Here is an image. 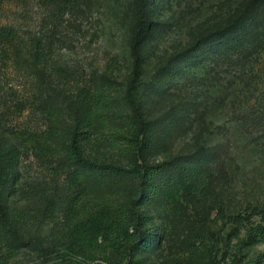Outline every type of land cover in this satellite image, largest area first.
<instances>
[{"label": "rangeland", "instance_id": "rangeland-1", "mask_svg": "<svg viewBox=\"0 0 264 264\" xmlns=\"http://www.w3.org/2000/svg\"><path fill=\"white\" fill-rule=\"evenodd\" d=\"M146 9L137 101L146 119H181L176 131L160 138L164 152L198 150L213 157L216 193L226 214L243 211L247 203H264V117L249 121L251 110L254 119L264 114V0H147ZM234 21L245 37L215 53L214 38L202 39ZM134 25L133 0H61L55 5L0 0V27L15 29L22 41L20 54L0 44V141L17 149L8 203L27 218L31 234L63 243L70 227L86 215L73 204L81 168L62 151L69 143L65 133L74 125L72 99L80 94L89 117L80 110L79 119L100 128L105 137L121 131L123 123L116 116L106 127L98 119L129 113L124 94ZM37 41L41 56L35 58ZM169 68H174L173 76L164 73ZM18 133L51 135L61 153H38L30 143L22 144ZM84 137L80 144L89 153L106 150L98 157L118 159L106 139L96 143ZM162 153L152 160H161ZM163 173L155 179H163ZM86 187L93 203L110 195L105 185ZM193 200L186 197L176 209L155 193L141 206L146 215L142 230L154 234L153 244L120 263L112 262L120 257L114 254L94 261L61 254L64 245L58 244L59 252L50 251V260L23 246L11 264H198L192 230L203 232L215 246L212 264H233L235 256L255 259L263 253L264 243L244 247L243 230L225 217L215 219L216 208Z\"/></svg>", "mask_w": 264, "mask_h": 264}, {"label": "trees", "instance_id": "trees-1", "mask_svg": "<svg viewBox=\"0 0 264 264\" xmlns=\"http://www.w3.org/2000/svg\"><path fill=\"white\" fill-rule=\"evenodd\" d=\"M45 4L55 5L61 0H42ZM147 0H133V15L135 20L131 41V70L126 78L124 100L128 108V115H100L98 121L106 127L107 121L116 116L123 123L121 131L109 132L111 137L102 135L100 128L92 127L89 121L79 119L77 112L82 110L87 116V109L83 107L80 94L76 93L72 99L74 125L67 129L69 143L63 148V154L75 165L81 168L78 174L77 184L79 191L76 192L75 208H81L86 212L81 221L75 222L68 230L63 243H56L47 237H39L27 231V218L9 206L10 193L14 185V167L17 163V149L12 144L7 145L0 141V264H11L19 248L29 246L41 259H48L50 251L58 250V244H63L61 254L82 258L85 261H94L99 256L114 254L120 256L117 261L130 259L138 250L148 249L154 241L153 233L143 231L146 215L141 206L152 200L155 193H162L174 208L180 207L186 197L191 196L194 202L206 208L217 209L215 219L225 217L234 227L244 231L242 244L251 247L264 243V203H247L243 211L226 214L224 201L216 193L215 176L211 170L213 157H209L201 151H194L186 155H168L164 152L165 146L159 143L161 137L171 135L181 125L178 117H157L146 119L142 108L137 101L138 80L142 72V42L146 29ZM237 21L229 23L222 29L215 30L202 40L214 38L216 48H232L246 32ZM21 39L18 32L9 27H0V44L10 48L13 54L21 53ZM39 42L35 44L33 56L40 55ZM197 43L191 46L196 48ZM235 46V45H234ZM233 46V47H234ZM224 47V48H223ZM264 54V47L262 49ZM165 74L174 75V68L164 70ZM239 79H242L239 77ZM243 90V89H242ZM248 91L250 86H248ZM220 98V97H219ZM221 99V98H220ZM255 110H251L249 121L254 123L263 119L260 113L256 119ZM88 136L96 143H105L107 148L115 150L117 160L106 161L98 156L107 154L105 150L99 155L89 153L81 141ZM16 138L22 144L30 143L33 150L42 154L56 155L61 153L60 147L53 136L36 137L31 134L18 133ZM163 152L161 160L152 158ZM206 155V156H205ZM112 156V157H113ZM164 172V173H163ZM166 174L163 179H155L159 174ZM135 177V178H133ZM131 179H134L131 181ZM105 185L110 191L107 199L101 203L89 201L91 191L86 187ZM103 183V184H101ZM101 184V185H100ZM157 195V194H156ZM79 197V199H78ZM143 229V230H142ZM194 242V260L201 264L205 256L204 264H212L215 246L209 244V239L201 231L192 230ZM59 252V251H56ZM59 254V255H61ZM50 260V259H48ZM72 264H81L73 261ZM233 264H264V251L255 259H249L244 255L235 256Z\"/></svg>", "mask_w": 264, "mask_h": 264}]
</instances>
